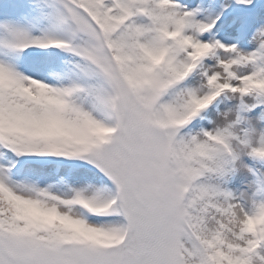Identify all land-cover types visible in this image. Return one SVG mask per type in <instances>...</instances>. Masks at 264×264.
Masks as SVG:
<instances>
[{
  "label": "snow or ice",
  "instance_id": "1",
  "mask_svg": "<svg viewBox=\"0 0 264 264\" xmlns=\"http://www.w3.org/2000/svg\"><path fill=\"white\" fill-rule=\"evenodd\" d=\"M0 264H264V0H0Z\"/></svg>",
  "mask_w": 264,
  "mask_h": 264
}]
</instances>
